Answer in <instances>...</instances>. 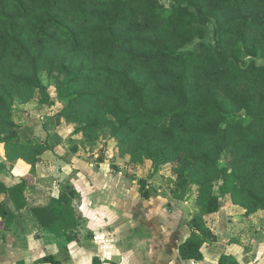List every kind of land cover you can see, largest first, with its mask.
<instances>
[{
  "label": "trees",
  "instance_id": "16d2710c",
  "mask_svg": "<svg viewBox=\"0 0 264 264\" xmlns=\"http://www.w3.org/2000/svg\"><path fill=\"white\" fill-rule=\"evenodd\" d=\"M255 26L262 30L257 35ZM59 47L89 63L87 72L62 65L59 94L71 82L84 86L73 91L65 118L90 138L113 127L136 154L160 163L183 155L196 169L202 205L184 224L181 259L202 260V245L217 240L203 217L220 210L222 195L246 214L264 210V0H0V68L30 66L28 73H6L15 87L0 83V144L6 160L21 161L30 173L49 147L6 137L16 129L11 107L16 96L44 88L38 63ZM232 145L243 151L244 174L235 162L231 169L221 164ZM28 181L22 178L19 192ZM10 193L0 180V194ZM68 194H74L69 185L59 194L61 206L53 200L50 206L72 230L85 219ZM42 260L58 264L50 256ZM218 264L238 263L222 254Z\"/></svg>",
  "mask_w": 264,
  "mask_h": 264
},
{
  "label": "crops",
  "instance_id": "0c3cea01",
  "mask_svg": "<svg viewBox=\"0 0 264 264\" xmlns=\"http://www.w3.org/2000/svg\"><path fill=\"white\" fill-rule=\"evenodd\" d=\"M17 127L12 140L38 135H29L30 131L24 134L22 127ZM48 147L30 173L21 161L6 160L0 144V161L8 163L0 162V180L11 190L10 194H0V264H51L42 260L44 256L58 264H218L222 254L231 255L238 264H252L251 251L242 253L230 234L234 212L245 214L244 208L220 207L204 216L217 240L202 245V260H182L177 248L184 238L177 218L187 219L191 207H183L185 212L180 216L177 207L142 206L145 198L137 183L111 170L107 150H96L88 158L65 141ZM80 148L87 150L83 145ZM21 177L29 181L19 192ZM67 185L74 190L68 195L75 213L85 219L72 230L66 229L50 206L52 200L61 206L59 194ZM258 211L264 210L254 209L248 217ZM161 212L162 219L156 215ZM209 218L213 227L206 221Z\"/></svg>",
  "mask_w": 264,
  "mask_h": 264
},
{
  "label": "rangeland",
  "instance_id": "374dc122",
  "mask_svg": "<svg viewBox=\"0 0 264 264\" xmlns=\"http://www.w3.org/2000/svg\"><path fill=\"white\" fill-rule=\"evenodd\" d=\"M161 1L167 5V0ZM261 31L257 26L253 28V33L256 35ZM101 64L102 62L98 65ZM62 65L70 66L74 72L78 70L79 66H81L83 72L89 70V63L85 59L82 58L81 63V57L70 54L65 47L47 51L44 61L38 63V75L44 88L33 92L32 95L29 94L30 97L16 96L11 107L16 129L13 130L12 135L7 132L6 137H13L14 131L16 132L18 129L17 125H20L24 130L22 131L24 134H27L28 131H30L29 135L32 133L38 134L37 136L32 135L33 139L46 143L48 146H59V142L63 141L67 144L70 143L74 148H78L77 150L81 152V156L85 153L84 155L88 158H92V153L96 150H107L111 170L122 172L123 176L137 183L138 191L141 186L144 192L149 193V198L142 199V206L177 207L180 216L181 213L185 212L183 207H191L192 211L187 219H184L183 216L177 218L178 223L182 224L184 238L186 236L185 221H188L192 212L202 205L198 199L199 184L195 178L196 169L186 165L189 160L183 155H180L176 160L160 163V159L149 158L144 152L136 154L134 144L127 141L123 142L122 136H116L112 133L113 127L98 129L94 138L84 134L80 129L81 124L65 118L62 114L69 98L73 95V91L84 90L83 85L78 87L75 82H71L67 85L63 94L58 93L65 86ZM93 65H95L94 62ZM8 72L28 73L30 72V66L27 62H8L2 65L0 68V83L5 82L6 85L15 87L6 77ZM141 77L144 76L141 75ZM254 91L257 94L259 93V91ZM80 145L86 146L87 150L82 151ZM243 155L240 148L232 145L222 152L220 161L222 165L230 169L235 162L238 164L235 170L240 174H244L246 170L243 161H239ZM0 162L5 166L8 164L6 161ZM182 175L186 177V183L181 180ZM136 201L133 198L131 200L133 203H136ZM220 207L242 206L235 205L229 195H222L220 197ZM254 207H257V205H254ZM234 213L236 217L235 224L231 225L230 234L233 233V239L240 244L243 249V251L241 250L242 253L248 250L251 251L252 257L250 260L252 264H264V211H258L256 214L251 215V218L246 213ZM156 215L160 216V219L164 218L163 212ZM206 221L213 227L210 218ZM227 223L226 225H229ZM166 228L169 229L168 225ZM173 230L171 227L172 232ZM91 231L89 230L88 234ZM91 235H93L92 232Z\"/></svg>",
  "mask_w": 264,
  "mask_h": 264
}]
</instances>
